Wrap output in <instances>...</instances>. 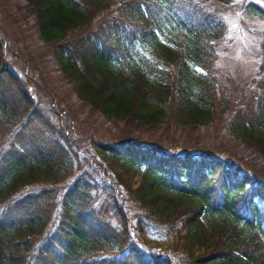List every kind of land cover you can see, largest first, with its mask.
Wrapping results in <instances>:
<instances>
[{"label": "trees", "instance_id": "trees-1", "mask_svg": "<svg viewBox=\"0 0 264 264\" xmlns=\"http://www.w3.org/2000/svg\"><path fill=\"white\" fill-rule=\"evenodd\" d=\"M228 2L0 0V264H264V29L219 86Z\"/></svg>", "mask_w": 264, "mask_h": 264}, {"label": "rangeland", "instance_id": "rangeland-1", "mask_svg": "<svg viewBox=\"0 0 264 264\" xmlns=\"http://www.w3.org/2000/svg\"><path fill=\"white\" fill-rule=\"evenodd\" d=\"M224 1V0H223ZM241 0H229V5H234L235 13L231 11L223 13L228 21L229 30L226 33L223 42L220 43L219 58L216 61L217 65V83L219 86L223 84H233L242 82L253 76L259 60L258 38L257 32L264 29V22L260 20L245 19L240 21L239 2ZM261 2V0H259ZM264 4V2H261ZM232 13V14H231ZM164 40V39H163ZM165 41V40H164ZM169 49L177 52L178 49L173 43L165 41ZM197 72H202L201 69L195 67ZM153 107H159L161 104L153 99L151 102ZM130 180L133 187L138 186L144 176V167L130 168ZM160 200H163L165 194L161 192ZM187 199L185 198L184 201ZM178 214V212H177ZM180 232H185L188 228L182 218L177 220ZM145 240H151L160 245L167 247L172 244L173 237L168 235L165 227L151 228L148 233H142ZM148 243V242H147ZM151 245V243H149Z\"/></svg>", "mask_w": 264, "mask_h": 264}, {"label": "snow or ice", "instance_id": "snow-or-ice-1", "mask_svg": "<svg viewBox=\"0 0 264 264\" xmlns=\"http://www.w3.org/2000/svg\"><path fill=\"white\" fill-rule=\"evenodd\" d=\"M261 2H264V0H261Z\"/></svg>", "mask_w": 264, "mask_h": 264}]
</instances>
